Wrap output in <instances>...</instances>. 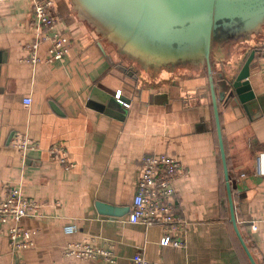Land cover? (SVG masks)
<instances>
[{
  "label": "crops",
  "instance_id": "obj_1",
  "mask_svg": "<svg viewBox=\"0 0 264 264\" xmlns=\"http://www.w3.org/2000/svg\"><path fill=\"white\" fill-rule=\"evenodd\" d=\"M42 1H0V199L19 189L42 205L41 217L20 223L31 233L32 248L14 252L8 228L15 222L7 223L0 234V264H136L138 252L150 264H252L246 247L255 264H264V179L253 171L255 156L264 152V105L246 113L218 100L240 239L207 68L159 79L146 76L78 14L72 0H53L56 31L69 39V53L48 64L50 44L42 43V62L31 64L24 60L39 33L34 2ZM255 48L259 53L250 81L264 96V28L251 45H234L231 58H213L215 82L219 73L238 70ZM121 65L139 80L121 72ZM95 88L108 95L121 91L128 107L124 103L119 113L99 109L105 102L97 96L91 102ZM27 98L30 106L24 105ZM18 135L39 149L24 157L11 145ZM53 147L66 149L74 168L52 160ZM155 156L179 158L183 164L173 202L182 224L168 232L182 241L180 247L161 245L164 227L128 221L142 161ZM99 203L125 213L103 215ZM74 225L77 231L65 232ZM72 243L111 252L113 261L67 256Z\"/></svg>",
  "mask_w": 264,
  "mask_h": 264
},
{
  "label": "water",
  "instance_id": "obj_2",
  "mask_svg": "<svg viewBox=\"0 0 264 264\" xmlns=\"http://www.w3.org/2000/svg\"><path fill=\"white\" fill-rule=\"evenodd\" d=\"M78 14L89 22L121 56L153 79L175 74L179 70L196 72L207 68L212 106L217 125L219 146L224 164L228 193L232 202L231 184L221 128L219 101L228 107L248 113L264 105L250 81L251 66L259 49L251 51L244 64L227 74L219 73L215 82L213 58H231V48L251 45L264 28V0H72ZM230 54V55H227ZM231 65V64H229ZM121 72L134 78L135 72ZM218 91V92H217ZM105 103L99 109L120 112L128 104L122 92L107 94L95 88L91 95ZM219 100V101H218ZM103 215L121 217L125 210L103 203L97 205ZM232 221L240 239L233 202ZM245 246V244H244ZM246 247V246H245ZM252 264H255L249 250Z\"/></svg>",
  "mask_w": 264,
  "mask_h": 264
},
{
  "label": "built area",
  "instance_id": "obj_3",
  "mask_svg": "<svg viewBox=\"0 0 264 264\" xmlns=\"http://www.w3.org/2000/svg\"><path fill=\"white\" fill-rule=\"evenodd\" d=\"M1 1V0H0ZM33 20L38 28V36L34 44L27 47L31 53L27 60L31 64H39L42 60L38 56V48L42 43H49V56L46 63L52 64L62 60L70 49L69 39L56 31L59 17L54 11V1L45 0L34 2ZM24 105L30 106L31 99L24 100ZM126 107L128 105L125 104ZM11 145L24 157L29 152L37 151L38 145L33 143L27 136H15ZM51 159L60 162L65 168L72 169L74 165L69 162L66 149L63 147H53L49 151ZM141 175L137 182V193L134 198L132 210L128 216V221L134 224L144 225L146 228L162 226L167 234L161 240L162 246H182V241L174 240L168 234L182 224L176 216L174 209V198L176 190L175 181L183 173V164L179 158L170 156L145 157L142 161ZM254 175L264 179V152H260L254 159ZM241 178L245 174L240 175ZM234 180L229 175V183ZM42 205L38 202L26 199L19 189H12L5 199H0V234L9 221H14L15 225L8 228L9 240L14 252L30 249L34 246L31 233L24 229L20 223L24 218L41 217ZM77 231V227L68 226L65 232L70 234ZM67 256H75L80 259L97 258L104 256L113 261L112 253L103 250H95L87 244L72 243L66 248ZM136 264H150L138 252L134 258Z\"/></svg>",
  "mask_w": 264,
  "mask_h": 264
},
{
  "label": "rangeland",
  "instance_id": "obj_4",
  "mask_svg": "<svg viewBox=\"0 0 264 264\" xmlns=\"http://www.w3.org/2000/svg\"><path fill=\"white\" fill-rule=\"evenodd\" d=\"M123 57H124V59H128L127 56H123ZM129 63L131 64V62H129ZM126 68H128V67H126ZM136 68H137V69H140V68L137 67V66L135 67V69H136ZM128 69H129V68H128ZM130 69H131V68H130ZM133 69H134V68H133ZM134 72H135V71H134Z\"/></svg>",
  "mask_w": 264,
  "mask_h": 264
}]
</instances>
